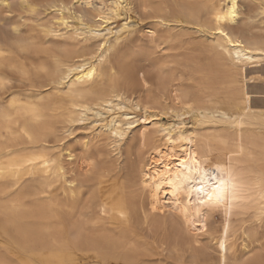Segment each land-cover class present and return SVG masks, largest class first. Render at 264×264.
<instances>
[{"label": "bare ground", "instance_id": "6f19581e", "mask_svg": "<svg viewBox=\"0 0 264 264\" xmlns=\"http://www.w3.org/2000/svg\"><path fill=\"white\" fill-rule=\"evenodd\" d=\"M0 264H264V0H0Z\"/></svg>", "mask_w": 264, "mask_h": 264}, {"label": "rangeland", "instance_id": "374dc122", "mask_svg": "<svg viewBox=\"0 0 264 264\" xmlns=\"http://www.w3.org/2000/svg\"><path fill=\"white\" fill-rule=\"evenodd\" d=\"M142 37H143V40L145 41V42H147V41H149V38L145 35V34H143L142 35ZM141 69H142V75H143V78L145 79V81L147 82V84L149 85L150 84V82H149V79L150 78H152L153 77V75H154V72H152V70H151V68H150V64H149V62H143L142 64H141ZM146 88H150L151 89V87H150V85L149 86H147ZM163 121H166V119L165 118H163ZM79 135V136H78ZM77 135V137H80V134H78ZM75 147H76V150H77V153L79 154V155H81V156H79L78 154V156H79V159H80V163H79V165H77L78 167V169L77 170H81L82 172H85L86 171V169L88 168V167H86L87 166V164L89 165V162H92L91 160L90 161H86V158H85V154H84V152L79 148V146L77 145H75ZM80 150V151H79ZM79 151V152H78ZM92 159H93V161H98V162H100V161H102V160H104V158H105V156L104 155H100V156H98V155H96V153L94 152V151H92ZM136 152H134V154H133V158H135L136 157ZM95 156V157H94ZM97 156V157H96ZM100 157V158H99ZM94 158H96V159H94ZM98 159H101V160H98Z\"/></svg>", "mask_w": 264, "mask_h": 264}, {"label": "snow or ice", "instance_id": "6c2138e0", "mask_svg": "<svg viewBox=\"0 0 264 264\" xmlns=\"http://www.w3.org/2000/svg\"><path fill=\"white\" fill-rule=\"evenodd\" d=\"M202 190V189H201ZM212 199V196H208V200H211ZM206 201H201V203H205Z\"/></svg>", "mask_w": 264, "mask_h": 264}]
</instances>
